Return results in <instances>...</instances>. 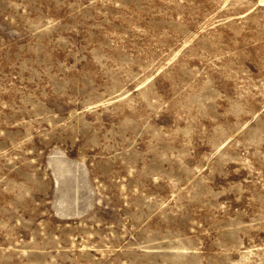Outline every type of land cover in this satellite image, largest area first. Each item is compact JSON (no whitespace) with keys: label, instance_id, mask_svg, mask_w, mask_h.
Here are the masks:
<instances>
[{"label":"rangeland","instance_id":"1","mask_svg":"<svg viewBox=\"0 0 264 264\" xmlns=\"http://www.w3.org/2000/svg\"><path fill=\"white\" fill-rule=\"evenodd\" d=\"M259 3L0 0V264H264Z\"/></svg>","mask_w":264,"mask_h":264},{"label":"bare ground","instance_id":"2","mask_svg":"<svg viewBox=\"0 0 264 264\" xmlns=\"http://www.w3.org/2000/svg\"><path fill=\"white\" fill-rule=\"evenodd\" d=\"M259 2H260L259 4H261V5L264 6V0H259ZM263 6H262V7H263Z\"/></svg>","mask_w":264,"mask_h":264}]
</instances>
